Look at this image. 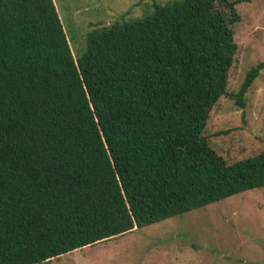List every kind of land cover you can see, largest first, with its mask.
Segmentation results:
<instances>
[{"label":"trees","instance_id":"1","mask_svg":"<svg viewBox=\"0 0 264 264\" xmlns=\"http://www.w3.org/2000/svg\"><path fill=\"white\" fill-rule=\"evenodd\" d=\"M244 0L153 3L71 53L52 0H0V264H43L264 187V150L227 164L204 135Z\"/></svg>","mask_w":264,"mask_h":264},{"label":"rangeland","instance_id":"2","mask_svg":"<svg viewBox=\"0 0 264 264\" xmlns=\"http://www.w3.org/2000/svg\"><path fill=\"white\" fill-rule=\"evenodd\" d=\"M79 56L87 32L117 20L149 14L152 4L172 0H52ZM232 1V0H229ZM236 51L226 93H235L246 71L264 60V0L235 5ZM204 135L227 163L264 150V69L238 108L228 97L212 107ZM43 264H264V187L76 250Z\"/></svg>","mask_w":264,"mask_h":264}]
</instances>
